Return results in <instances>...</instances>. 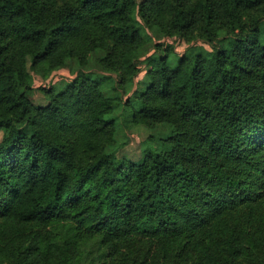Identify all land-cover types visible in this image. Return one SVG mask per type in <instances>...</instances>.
<instances>
[{"label":"trees","instance_id":"obj_1","mask_svg":"<svg viewBox=\"0 0 264 264\" xmlns=\"http://www.w3.org/2000/svg\"><path fill=\"white\" fill-rule=\"evenodd\" d=\"M0 264H264V0H0Z\"/></svg>","mask_w":264,"mask_h":264},{"label":"rangeland","instance_id":"obj_2","mask_svg":"<svg viewBox=\"0 0 264 264\" xmlns=\"http://www.w3.org/2000/svg\"><path fill=\"white\" fill-rule=\"evenodd\" d=\"M142 1V0H139ZM152 44L148 46V51L142 60H145L148 56L152 55L155 52V44H172L175 46V51L178 54H181L185 51L188 47L186 41H180L177 39H168L160 32H151ZM208 49L207 46H204ZM28 69L29 73L33 77V89L34 92L31 96L32 101L37 106H46L48 104L46 94L40 90L42 87H51L53 86L56 91H60L63 89L66 83L71 81L77 71V66L75 64H70V66L53 71L49 75L43 73V71L34 72L30 69V61H28ZM146 66H143V72L138 78V82L147 83L148 82V75ZM143 85V84H142ZM113 86L112 81L109 82V87ZM144 87V86H142ZM130 95L125 96L124 99L129 98ZM151 130L144 125H132L131 127L128 125L122 124L119 127L118 133V143L119 148L116 149L117 155L122 158H130L132 160H139L142 155L143 151L148 143V138L151 135ZM121 145V146H120Z\"/></svg>","mask_w":264,"mask_h":264}]
</instances>
